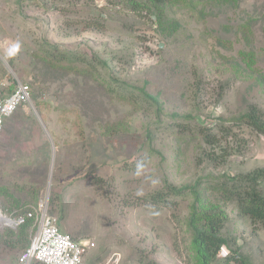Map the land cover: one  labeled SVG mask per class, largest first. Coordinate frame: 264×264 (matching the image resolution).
Listing matches in <instances>:
<instances>
[{
  "label": "rangeland",
  "instance_id": "rangeland-1",
  "mask_svg": "<svg viewBox=\"0 0 264 264\" xmlns=\"http://www.w3.org/2000/svg\"><path fill=\"white\" fill-rule=\"evenodd\" d=\"M133 1L0 0V98L30 88L0 133V210L47 204L95 244L83 264H196L189 217L216 207L230 244L214 264H264V226L222 193L264 168V135L239 120H264V0H167L160 20ZM18 233L0 223V264H18Z\"/></svg>",
  "mask_w": 264,
  "mask_h": 264
},
{
  "label": "trees",
  "instance_id": "trees-1",
  "mask_svg": "<svg viewBox=\"0 0 264 264\" xmlns=\"http://www.w3.org/2000/svg\"><path fill=\"white\" fill-rule=\"evenodd\" d=\"M167 0H146L149 6L154 9L157 18L160 20L159 6ZM229 4H237V0H223ZM132 6H139L138 2L130 0ZM14 91V90H13ZM12 91V92H13ZM11 92V93H12ZM10 93V94H11ZM8 96V95H7ZM6 97V96H5ZM241 124L264 135V120L261 111L255 106L250 105L247 112L239 118ZM209 129H200L204 141L207 144L214 143V135L209 134ZM264 179V168L257 169L240 178L233 179V184L225 185L222 193L226 200L236 203L238 214L249 219L252 223H259L264 226V193L260 190V181ZM152 202L158 203L164 201L162 195L157 193L152 196ZM22 214V213H21ZM226 217L216 207H200L194 209L188 220V226L193 230V241L196 264H214L217 256L221 254L223 248H228L229 238L222 236L221 231L224 228ZM31 221L26 222L19 227L18 239H22L23 247H27L29 227ZM19 241V240H18ZM24 248V249H25ZM23 249V250H24ZM234 256L225 257L224 263L229 264H249L246 257L233 251ZM218 262V261H217ZM153 264V263H148Z\"/></svg>",
  "mask_w": 264,
  "mask_h": 264
},
{
  "label": "built area",
  "instance_id": "built-area-1",
  "mask_svg": "<svg viewBox=\"0 0 264 264\" xmlns=\"http://www.w3.org/2000/svg\"><path fill=\"white\" fill-rule=\"evenodd\" d=\"M30 100V88L19 83L14 91L0 98V133L4 119L11 117L17 108ZM31 221L33 233L28 246L21 252L19 264H83L86 252L94 243L76 242L59 230L57 220L48 213L43 202L15 217L6 216L0 210V223L17 229Z\"/></svg>",
  "mask_w": 264,
  "mask_h": 264
},
{
  "label": "clouds",
  "instance_id": "clouds-1",
  "mask_svg": "<svg viewBox=\"0 0 264 264\" xmlns=\"http://www.w3.org/2000/svg\"><path fill=\"white\" fill-rule=\"evenodd\" d=\"M148 163H149V161L147 160V159H145V160H141V161H138L137 163H136V166H135V170H134V175L135 176H137V177H139V176H141V175H144V173L146 172V170H147V166H148ZM150 180H151V183L153 184V185H156V184H158L159 183V180L158 179H151V178H149ZM136 195L137 196H142L143 195V191H137V193H136ZM49 213V212H48ZM52 216V215H51ZM55 218V217H54ZM57 220V219H56ZM57 226H58V220H57ZM59 228V227H58ZM12 229V228H11ZM18 229V228H17ZM17 229H15V230H17ZM60 230V229H59ZM61 232H63V233H65L64 231H62V230H60ZM67 234V233H66ZM69 235V234H68ZM70 236V235H69ZM31 237V236H30ZM72 238V237H71ZM72 240H74L73 238H72ZM74 241H76V242H87V241H80V240H74ZM89 242V241H88ZM95 245V244H94ZM95 247V246H94ZM93 249V248H92ZM92 249H90V250H88L87 252H86V254L87 253H89ZM86 254H85V256H86ZM85 256H84V259H85ZM19 259V258H18ZM84 263V262H83ZM18 264H19V262H18Z\"/></svg>",
  "mask_w": 264,
  "mask_h": 264
},
{
  "label": "crops",
  "instance_id": "crops-1",
  "mask_svg": "<svg viewBox=\"0 0 264 264\" xmlns=\"http://www.w3.org/2000/svg\"><path fill=\"white\" fill-rule=\"evenodd\" d=\"M3 130V129H2ZM21 146H22V143H21ZM2 150H0V152H1Z\"/></svg>",
  "mask_w": 264,
  "mask_h": 264
}]
</instances>
